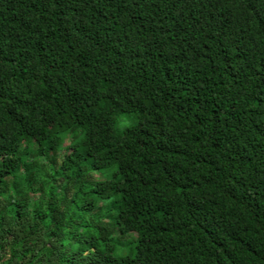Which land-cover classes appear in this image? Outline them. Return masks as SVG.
Wrapping results in <instances>:
<instances>
[{
  "label": "trees",
  "instance_id": "obj_1",
  "mask_svg": "<svg viewBox=\"0 0 264 264\" xmlns=\"http://www.w3.org/2000/svg\"><path fill=\"white\" fill-rule=\"evenodd\" d=\"M0 264H264V0H0Z\"/></svg>",
  "mask_w": 264,
  "mask_h": 264
},
{
  "label": "rangeland",
  "instance_id": "obj_2",
  "mask_svg": "<svg viewBox=\"0 0 264 264\" xmlns=\"http://www.w3.org/2000/svg\"><path fill=\"white\" fill-rule=\"evenodd\" d=\"M119 127H120V125H117V128L119 129ZM71 135L70 134H68L65 138H64V140H63V144H62V146H61V152L59 153L60 155L59 156H61V155H63L64 153H66V148H67V146H68V144H69V142H70V140H71ZM41 160H43L42 158H40ZM105 172H92L91 173V176H93V179H99V178H105ZM91 198V197H90ZM99 203V202H98ZM103 203V205H106V202L105 201H103V202H100V204H102ZM103 211H106V207L105 208H103ZM128 236H130V237H132V234H128ZM128 236H126V238L128 237Z\"/></svg>",
  "mask_w": 264,
  "mask_h": 264
}]
</instances>
